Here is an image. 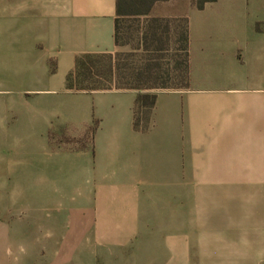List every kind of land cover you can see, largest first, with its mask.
<instances>
[{
	"label": "crops",
	"instance_id": "crops-1",
	"mask_svg": "<svg viewBox=\"0 0 264 264\" xmlns=\"http://www.w3.org/2000/svg\"><path fill=\"white\" fill-rule=\"evenodd\" d=\"M117 1L0 0V68L40 140L45 264H264V0L154 8L189 18L190 83L158 92L138 130V92L67 91L79 57L118 51Z\"/></svg>",
	"mask_w": 264,
	"mask_h": 264
},
{
	"label": "rangeland",
	"instance_id": "rangeland-1",
	"mask_svg": "<svg viewBox=\"0 0 264 264\" xmlns=\"http://www.w3.org/2000/svg\"><path fill=\"white\" fill-rule=\"evenodd\" d=\"M174 13L178 12H162ZM139 27V23L134 21L125 23L118 51L112 54L124 83L147 66L159 65L162 79L157 83L166 84L168 89L157 88L152 94L180 90L186 67L180 33L184 31L185 24H172L169 50L156 54L139 49ZM107 64L108 59L105 60ZM10 79L8 72L0 68V224L3 222L10 227V232H7L0 226V264H45L47 253L41 252L37 245L40 236L33 223L34 156L40 140L27 136L19 126L18 121L25 111H32L33 107L32 104L25 105L26 96L21 87ZM78 146L80 148V144Z\"/></svg>",
	"mask_w": 264,
	"mask_h": 264
},
{
	"label": "trees",
	"instance_id": "trees-1",
	"mask_svg": "<svg viewBox=\"0 0 264 264\" xmlns=\"http://www.w3.org/2000/svg\"><path fill=\"white\" fill-rule=\"evenodd\" d=\"M169 0H118L117 20L115 25V44L120 46L124 33V24L129 22L139 23V49L144 53H162L169 50L171 26L174 22H183L184 31L180 33L181 42L184 44L186 53V67L183 73V87L186 89L190 83V23L187 16L179 17H155L154 8ZM218 0H191L192 6L198 11H203L208 4H214ZM127 28H130L129 25ZM126 28V29H127ZM129 30V29H128ZM127 31V30H125ZM179 34V31H178ZM108 59L107 65L105 60ZM112 54H88L77 59L75 69L67 78V91L72 94H92L110 92L115 90H132L138 92L136 103L135 128L140 127L141 114L146 120L156 106L157 95L152 94L154 89H168L166 84L157 83L161 77L159 65L147 66L139 73L124 83L119 74L118 66L114 63ZM98 123L90 129V133L96 132ZM89 137L82 141H67L69 144H80L81 149H86Z\"/></svg>",
	"mask_w": 264,
	"mask_h": 264
}]
</instances>
